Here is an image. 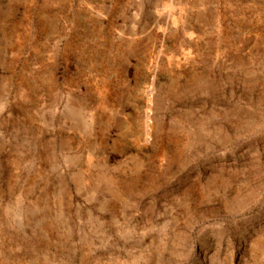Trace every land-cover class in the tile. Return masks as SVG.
Returning <instances> with one entry per match:
<instances>
[{
  "label": "rangeland",
  "instance_id": "obj_1",
  "mask_svg": "<svg viewBox=\"0 0 264 264\" xmlns=\"http://www.w3.org/2000/svg\"><path fill=\"white\" fill-rule=\"evenodd\" d=\"M0 264H264V0H0Z\"/></svg>",
  "mask_w": 264,
  "mask_h": 264
}]
</instances>
